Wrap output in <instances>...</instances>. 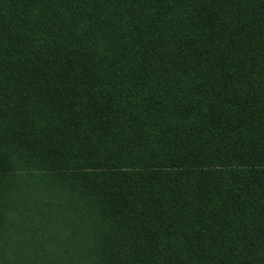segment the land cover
Instances as JSON below:
<instances>
[{"label": "trees", "instance_id": "1", "mask_svg": "<svg viewBox=\"0 0 264 264\" xmlns=\"http://www.w3.org/2000/svg\"><path fill=\"white\" fill-rule=\"evenodd\" d=\"M0 264H264V0H0Z\"/></svg>", "mask_w": 264, "mask_h": 264}]
</instances>
